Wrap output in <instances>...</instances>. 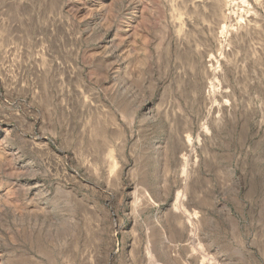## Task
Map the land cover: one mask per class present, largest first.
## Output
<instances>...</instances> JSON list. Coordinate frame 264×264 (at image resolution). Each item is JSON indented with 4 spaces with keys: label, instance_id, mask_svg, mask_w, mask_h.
I'll use <instances>...</instances> for the list:
<instances>
[{
    "label": "rangeland",
    "instance_id": "obj_1",
    "mask_svg": "<svg viewBox=\"0 0 264 264\" xmlns=\"http://www.w3.org/2000/svg\"><path fill=\"white\" fill-rule=\"evenodd\" d=\"M0 264H264V0H0Z\"/></svg>",
    "mask_w": 264,
    "mask_h": 264
},
{
    "label": "bare ground",
    "instance_id": "obj_2",
    "mask_svg": "<svg viewBox=\"0 0 264 264\" xmlns=\"http://www.w3.org/2000/svg\"><path fill=\"white\" fill-rule=\"evenodd\" d=\"M234 10V9H233ZM233 12V11H232ZM234 14H236V13H234ZM239 15V14H238ZM228 17V16H227ZM238 17V16H237ZM226 23V22H225ZM225 28V27H224ZM222 32V31H221ZM188 143V142H187Z\"/></svg>",
    "mask_w": 264,
    "mask_h": 264
}]
</instances>
